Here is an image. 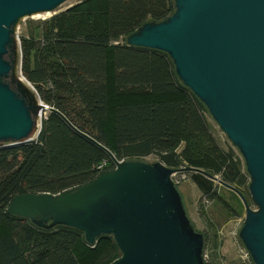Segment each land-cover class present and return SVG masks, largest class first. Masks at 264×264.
Segmentation results:
<instances>
[{"label": "trees", "instance_id": "16d2710c", "mask_svg": "<svg viewBox=\"0 0 264 264\" xmlns=\"http://www.w3.org/2000/svg\"><path fill=\"white\" fill-rule=\"evenodd\" d=\"M173 10L172 0H78L20 36L19 71L44 104L116 159L153 155L167 167L199 168L249 203L248 192L239 189L248 179L240 155L219 146L205 106L182 85L168 55L125 42L142 23L161 21ZM38 123L34 139L0 144V264L111 262L119 256L111 235H98L89 244L73 227H37L5 212L15 194H56L112 168L106 153L54 113L46 111ZM179 174L200 192L199 201H214L230 216L242 212L234 193L230 204L214 181L194 171ZM201 233L203 250L208 238ZM212 248L204 264H219L215 244ZM231 264L253 263L248 255Z\"/></svg>", "mask_w": 264, "mask_h": 264}, {"label": "water", "instance_id": "95a60500", "mask_svg": "<svg viewBox=\"0 0 264 264\" xmlns=\"http://www.w3.org/2000/svg\"><path fill=\"white\" fill-rule=\"evenodd\" d=\"M64 1L0 0V144L31 140L46 110L106 153L112 168L56 194H15L5 212L37 227H73L89 244L111 235L119 256L107 264H204L202 233L191 225L171 180L172 173L194 171L237 195L244 211L237 237L251 262L264 264V0H172L171 14L125 37L128 45L168 55L182 85L240 155L254 208L236 188L202 169L116 159L38 98L20 78L15 28L20 19Z\"/></svg>", "mask_w": 264, "mask_h": 264}, {"label": "rangeland", "instance_id": "374dc122", "mask_svg": "<svg viewBox=\"0 0 264 264\" xmlns=\"http://www.w3.org/2000/svg\"><path fill=\"white\" fill-rule=\"evenodd\" d=\"M77 1L78 0H65L52 11L20 19L16 25L14 35L16 34V38L19 39L20 36L26 35V32L37 24L38 21L49 17L53 13L63 10ZM43 113L45 114L46 110H44ZM43 113L41 114V117ZM36 132L37 130L35 128L34 133L31 135L32 139L35 138ZM212 133L221 148L225 149L228 146H231L225 135L219 131L214 122H212ZM232 149L233 151H236L235 148L232 147ZM154 160L155 157L153 155H148L141 159V161L146 162H152ZM247 181L248 179L246 178L243 184L239 185V189L246 191V193L247 190L245 184H247ZM214 183L218 186V193L227 202L233 204L235 201V193L229 189L227 190V188L217 184L216 182ZM175 186L181 196L186 216L192 222L194 229L198 232H203L208 238L204 249H206L208 253H211V249H213L212 245L215 244V251L217 253L216 261H218L219 264H231L241 261L240 257L242 255V245L238 242L237 232L241 226L244 211L242 210L239 214L230 216L226 214L219 207V205H216L214 201L210 200L209 202L202 204V199L199 201V198L201 197L200 192L186 177L180 178ZM198 204L200 205L198 206ZM250 204L251 207L254 208L252 203ZM214 234L216 236H214Z\"/></svg>", "mask_w": 264, "mask_h": 264}, {"label": "built area", "instance_id": "2783aa9c", "mask_svg": "<svg viewBox=\"0 0 264 264\" xmlns=\"http://www.w3.org/2000/svg\"><path fill=\"white\" fill-rule=\"evenodd\" d=\"M15 38H16V34H15ZM16 42H17V46H18V49H19V39L18 38H16ZM20 78L24 79L22 76H20ZM31 88L35 92V89L32 86H31ZM178 173H181V172H176V173H172L171 174V180H172V182L174 184H176L179 181L180 178H185V176L183 174H179V176H176ZM206 202H209V201H207L205 199H202V204L206 203ZM241 250H242V255H241L240 259L244 260L246 257H248V254H247V252L245 251V249L243 247L241 248ZM207 258H208L207 251H206V249L203 248V250H202V259L203 260H207Z\"/></svg>", "mask_w": 264, "mask_h": 264}, {"label": "bare ground", "instance_id": "6f19581e", "mask_svg": "<svg viewBox=\"0 0 264 264\" xmlns=\"http://www.w3.org/2000/svg\"><path fill=\"white\" fill-rule=\"evenodd\" d=\"M45 13V12H44ZM44 13H42V14H44Z\"/></svg>", "mask_w": 264, "mask_h": 264}, {"label": "clouds", "instance_id": "9594fccd", "mask_svg": "<svg viewBox=\"0 0 264 264\" xmlns=\"http://www.w3.org/2000/svg\"><path fill=\"white\" fill-rule=\"evenodd\" d=\"M38 128V127H37Z\"/></svg>", "mask_w": 264, "mask_h": 264}]
</instances>
